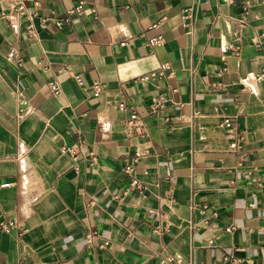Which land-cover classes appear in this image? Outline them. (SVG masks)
<instances>
[{
  "label": "crops",
  "instance_id": "obj_1",
  "mask_svg": "<svg viewBox=\"0 0 264 264\" xmlns=\"http://www.w3.org/2000/svg\"><path fill=\"white\" fill-rule=\"evenodd\" d=\"M161 62L169 77L141 79ZM78 135L74 168L60 144ZM3 216L0 264H264V0H27L19 23L0 16Z\"/></svg>",
  "mask_w": 264,
  "mask_h": 264
},
{
  "label": "built area",
  "instance_id": "obj_2",
  "mask_svg": "<svg viewBox=\"0 0 264 264\" xmlns=\"http://www.w3.org/2000/svg\"><path fill=\"white\" fill-rule=\"evenodd\" d=\"M232 1V0H230ZM81 2L76 5L71 11L73 12H80L81 11ZM27 15V0H8V7L6 9H0V16L9 18L14 20L15 22L19 23L20 19ZM66 21L65 19L59 20L56 22L57 26H61L63 22ZM163 42V38L161 36H157L155 38H149L148 44L151 46H155L157 44H160ZM13 56V52L10 51L8 53V57ZM170 68V65L168 62H161L156 69H153L141 76V79L143 80H149L151 78H162V77H169L170 71H168ZM74 77L78 84H83V79L80 76V74H74ZM48 87L50 89V92L52 94H59L61 91L60 85L57 80L53 79L48 82ZM93 92L95 95H98L101 91V83L99 81H94L92 84ZM21 104H26L24 100H21ZM165 104V98L162 94H156L151 99V109L153 111H157L158 109L162 108ZM121 107H125L124 102H121L119 104ZM25 107L22 108L21 114H24ZM141 118L137 112H132L129 117V124L135 125L136 122H140ZM231 122L229 117H225L221 123V126L227 127L228 131H232L231 128ZM241 135L236 134L233 137L232 142L229 143L228 150L239 152L241 149ZM85 145V139L82 137V135H78L76 140L71 143H61L60 144V150L62 152H65L69 155L72 166L74 168H77V162L81 156V153L83 151V147ZM138 156V154H137ZM126 170L129 172L133 171V166L128 165L126 167ZM131 184L138 186V181L136 179L132 180ZM15 225L14 220L8 219L5 216L0 218V231H9L11 228H13ZM93 238V233H90L88 235V240L91 241ZM224 261L226 264H244L245 260L242 257L235 256L233 254H226L224 256Z\"/></svg>",
  "mask_w": 264,
  "mask_h": 264
}]
</instances>
